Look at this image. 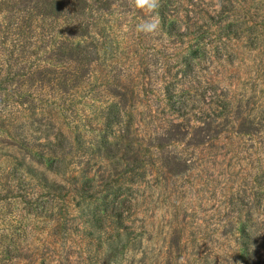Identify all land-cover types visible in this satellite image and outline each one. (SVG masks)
Instances as JSON below:
<instances>
[{
    "label": "rangeland",
    "instance_id": "1",
    "mask_svg": "<svg viewBox=\"0 0 264 264\" xmlns=\"http://www.w3.org/2000/svg\"><path fill=\"white\" fill-rule=\"evenodd\" d=\"M61 1L0 0V264H264V0ZM78 21L97 59L39 81Z\"/></svg>",
    "mask_w": 264,
    "mask_h": 264
},
{
    "label": "trees",
    "instance_id": "2",
    "mask_svg": "<svg viewBox=\"0 0 264 264\" xmlns=\"http://www.w3.org/2000/svg\"><path fill=\"white\" fill-rule=\"evenodd\" d=\"M18 2L24 3L25 7L31 6L33 10L40 12L42 15L51 14L53 16H58L61 13L63 7L61 0H18ZM79 8L81 7L79 6ZM171 31H173L174 33H178V30H176V28L171 29ZM66 33L68 38H62V40L60 41L61 44L58 45L55 49L51 47V50L48 53V58L54 59V62H52L51 60L49 61V64L47 66L39 65L36 68L37 70L35 69L36 71L34 74L39 77V81L43 82L45 79H47V74L60 73V75L64 77V83L66 87L69 85L76 86L83 80L87 67L97 59L98 49L96 42L94 40H90L87 44H84L83 40H80L83 39V37H88L90 35L89 24L83 23L82 21L73 22ZM77 38L78 40H73ZM71 39L72 41L70 42ZM59 63H69L70 65L63 66L64 64H61L62 66H59ZM47 68L49 70L51 69L50 71L52 72L49 71L50 73L48 72L45 74H41ZM17 110L18 109H16V111ZM117 123L118 122L116 120H109L108 125L110 126ZM180 125V122L176 123L175 127H178ZM50 127L51 125H49V129H47V131L50 130ZM23 132L19 133L15 131V133H18L17 137L18 135L23 136ZM176 132L178 135L177 138H181L182 136H180L179 133L183 134V132L179 129H176ZM51 135L52 133H48L46 137L49 141V151L55 157L50 162V169L55 172H62V165L64 164L65 156L68 153L66 150L69 144L67 140L68 138L64 136L63 133H61V136L55 134V140H52L50 138ZM24 139L25 138H22V140ZM41 154L45 156L46 152H42ZM44 160L45 158H43V161Z\"/></svg>",
    "mask_w": 264,
    "mask_h": 264
},
{
    "label": "clouds",
    "instance_id": "3",
    "mask_svg": "<svg viewBox=\"0 0 264 264\" xmlns=\"http://www.w3.org/2000/svg\"><path fill=\"white\" fill-rule=\"evenodd\" d=\"M131 6L145 17H151L159 6V0H130ZM159 21L155 18L145 19L135 26L138 34L154 35L159 30Z\"/></svg>",
    "mask_w": 264,
    "mask_h": 264
}]
</instances>
